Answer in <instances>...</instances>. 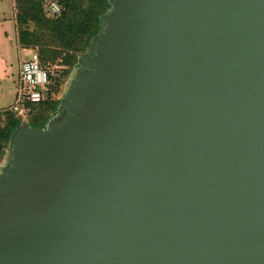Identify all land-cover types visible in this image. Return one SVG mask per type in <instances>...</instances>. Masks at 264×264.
Here are the masks:
<instances>
[{"label": "water", "instance_id": "obj_1", "mask_svg": "<svg viewBox=\"0 0 264 264\" xmlns=\"http://www.w3.org/2000/svg\"><path fill=\"white\" fill-rule=\"evenodd\" d=\"M107 3L11 140L0 264H264V0Z\"/></svg>", "mask_w": 264, "mask_h": 264}, {"label": "trees", "instance_id": "obj_2", "mask_svg": "<svg viewBox=\"0 0 264 264\" xmlns=\"http://www.w3.org/2000/svg\"><path fill=\"white\" fill-rule=\"evenodd\" d=\"M15 1L20 26L19 43L22 48H27L30 44H40L34 31L22 28L28 23H34L41 32L51 31L54 35L52 43L57 49L40 44L41 48L39 53L37 52L43 67L51 70V90L47 93V99L33 107L24 123L8 110L0 119V160L4 152L9 150L12 138L21 126L39 129L48 126L50 117L58 112L60 101L54 98V94L62 83L58 68L53 67L51 63L61 58L62 65L73 67L76 63L81 64V58L90 51L93 41L102 31L100 16L109 10L107 0H57L62 7L61 15L57 18H46L37 0ZM62 74L68 75L69 72L62 70ZM47 111L49 114H44Z\"/></svg>", "mask_w": 264, "mask_h": 264}, {"label": "rangeland", "instance_id": "obj_3", "mask_svg": "<svg viewBox=\"0 0 264 264\" xmlns=\"http://www.w3.org/2000/svg\"><path fill=\"white\" fill-rule=\"evenodd\" d=\"M37 4L39 6L41 1L39 2V0H37ZM17 14L18 8L15 0H2L0 3V119L3 117V114L7 112V108L12 103L15 96L18 76L17 68L18 63L20 64L19 60L29 58L32 51L39 53L41 48L40 44L45 45L47 48L57 49V47L53 46L52 40H54V35L51 33V31L47 33L41 32L39 31L40 29L37 28L38 26L34 23H28L22 28H25L29 31H34L38 36V41L40 44H30L27 48H22V45L19 43L20 26L17 20ZM24 51H28L29 55ZM51 64L53 67L58 68V75L60 76L62 83L59 87V90L54 94V98L60 101L57 110L58 112L50 117L49 124L53 122H59L63 118V102L66 98L69 88L72 86V83L75 80L77 72L82 67V63H76L73 67L62 65L61 58H57ZM62 70H67L69 74L63 75ZM44 114H49V111L45 112ZM9 153L10 148L4 152L2 159L0 160V175L7 166Z\"/></svg>", "mask_w": 264, "mask_h": 264}, {"label": "built area", "instance_id": "obj_4", "mask_svg": "<svg viewBox=\"0 0 264 264\" xmlns=\"http://www.w3.org/2000/svg\"><path fill=\"white\" fill-rule=\"evenodd\" d=\"M41 8L46 18H57L62 13L57 0H41ZM50 74L51 70L43 67L38 53L32 51L19 64L15 96L7 110L24 123L33 107L47 99L51 90Z\"/></svg>", "mask_w": 264, "mask_h": 264}, {"label": "crops", "instance_id": "obj_5", "mask_svg": "<svg viewBox=\"0 0 264 264\" xmlns=\"http://www.w3.org/2000/svg\"><path fill=\"white\" fill-rule=\"evenodd\" d=\"M2 2V0H0V3ZM24 52H26L28 55H29V52L28 51H24ZM22 61V59L21 60H19V62H21ZM18 68H19V63H18ZM18 68H17V70H18Z\"/></svg>", "mask_w": 264, "mask_h": 264}]
</instances>
